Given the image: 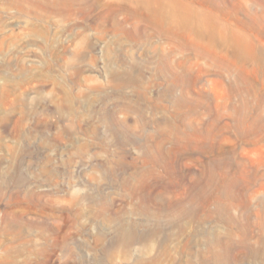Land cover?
Wrapping results in <instances>:
<instances>
[{"label": "rangeland", "instance_id": "374dc122", "mask_svg": "<svg viewBox=\"0 0 264 264\" xmlns=\"http://www.w3.org/2000/svg\"><path fill=\"white\" fill-rule=\"evenodd\" d=\"M185 1L249 54L135 0H0V264H264V0Z\"/></svg>", "mask_w": 264, "mask_h": 264}, {"label": "bare ground", "instance_id": "6f19581e", "mask_svg": "<svg viewBox=\"0 0 264 264\" xmlns=\"http://www.w3.org/2000/svg\"><path fill=\"white\" fill-rule=\"evenodd\" d=\"M135 1L138 8L143 9L147 16L154 17L158 24L173 25L175 28L191 32L198 42L203 40L212 47L230 46L243 54L250 52V46L243 37H240L233 28H228L216 14L202 6H195L185 0ZM15 217L18 219V215Z\"/></svg>", "mask_w": 264, "mask_h": 264}]
</instances>
